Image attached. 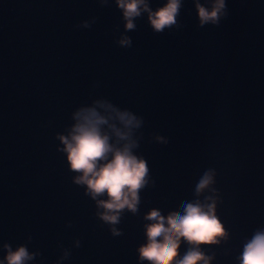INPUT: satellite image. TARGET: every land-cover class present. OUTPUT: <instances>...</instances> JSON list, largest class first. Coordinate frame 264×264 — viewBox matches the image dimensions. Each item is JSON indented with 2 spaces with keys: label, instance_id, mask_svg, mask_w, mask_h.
<instances>
[{
  "label": "water",
  "instance_id": "95a60500",
  "mask_svg": "<svg viewBox=\"0 0 264 264\" xmlns=\"http://www.w3.org/2000/svg\"><path fill=\"white\" fill-rule=\"evenodd\" d=\"M212 2L181 0L156 32L143 9L126 30L116 0H0V261L7 243L34 254L27 264H150L137 251L148 211L214 201L226 236L199 248L209 264H240L264 230V0H225L219 23L201 26L196 4ZM97 100L142 120L133 153L147 183L114 225L58 139ZM206 172L213 182L197 194ZM189 247L181 238L179 256Z\"/></svg>",
  "mask_w": 264,
  "mask_h": 264
},
{
  "label": "clouds",
  "instance_id": "9594fccd",
  "mask_svg": "<svg viewBox=\"0 0 264 264\" xmlns=\"http://www.w3.org/2000/svg\"><path fill=\"white\" fill-rule=\"evenodd\" d=\"M116 4L122 10L126 30L135 29L133 18L139 16L143 9L148 12L152 29L163 32L176 23L181 0H165L154 11L146 0H116ZM225 8V0H213L210 8L197 3L200 25H217L220 17L226 15ZM82 26L90 27L88 22H82ZM117 42L122 47L131 46L127 35H121ZM72 118L67 135H58L63 145L60 150L65 153L68 167L79 173L74 177L75 183L85 185L93 199L106 194L107 199L97 202L104 210L99 214L101 219L117 224L122 210L137 211L139 190L147 183V164L133 153L138 146L133 133L141 127L142 120L127 109L100 100L94 101L92 106L78 108L72 113ZM157 139L166 142L163 137L158 136ZM212 182V175L206 172L196 186V193L202 192ZM214 209V201L210 204L199 201L186 203L182 213L170 212L167 215L151 209L145 217L150 221L145 225L146 241L137 249L139 259L150 264H209L211 257L205 256L199 245L217 244L218 238L226 236ZM112 232L120 234L115 228ZM181 238L191 245L183 256L178 253ZM4 248L6 253L0 264H27L34 256L24 245L13 249L6 243ZM239 259L240 264H264V230L256 231L244 244Z\"/></svg>",
  "mask_w": 264,
  "mask_h": 264
}]
</instances>
